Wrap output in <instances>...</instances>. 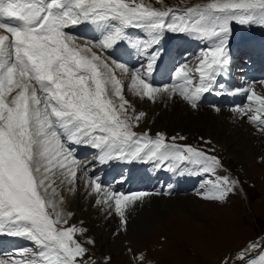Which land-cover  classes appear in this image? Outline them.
Returning a JSON list of instances; mask_svg holds the SVG:
<instances>
[{
  "label": "snow or ice",
  "instance_id": "obj_1",
  "mask_svg": "<svg viewBox=\"0 0 264 264\" xmlns=\"http://www.w3.org/2000/svg\"><path fill=\"white\" fill-rule=\"evenodd\" d=\"M234 23L264 26V0H212L183 12L159 11L135 0H0V235L27 238L37 249L17 250L23 259L0 258V264H89V249L75 239L88 230L82 222L63 226L74 214L61 208L54 176L73 186L82 181L97 197L96 205L120 218L122 230L138 204L161 194L104 186L76 159L74 145L98 150L101 165L143 161L172 173L198 169L212 177L210 187L199 193L211 202L225 203L236 194L241 181L219 175L222 164L215 155L177 144L175 136L134 131L146 113L136 114L115 75V69L127 74L130 91L140 99H179L197 109L205 94L225 95L219 79L231 68ZM89 25L100 34L97 40L73 34ZM131 28L145 30L147 38H131ZM169 32L204 40L207 46L194 68L185 61L175 67L173 82L158 85L154 74L169 55L162 44ZM125 42L130 47L121 51ZM109 50L117 57L135 53L136 62L132 67L131 61L117 63L103 56ZM260 85L264 88V81ZM235 91L247 93V103L231 110L264 132V92H257L255 81ZM86 242L94 244L91 238ZM257 249V258L245 259ZM238 259L264 264V245L252 243Z\"/></svg>",
  "mask_w": 264,
  "mask_h": 264
},
{
  "label": "rangeland",
  "instance_id": "obj_2",
  "mask_svg": "<svg viewBox=\"0 0 264 264\" xmlns=\"http://www.w3.org/2000/svg\"><path fill=\"white\" fill-rule=\"evenodd\" d=\"M136 1H138V4L143 3L159 11L173 9L180 10L181 12L186 11L189 7H202L212 2V0ZM77 29L81 30L79 27ZM173 34L175 40L170 47L172 49V59L179 61L178 56H181L185 59L184 61L182 60V62L185 63V61H187L191 66L194 54L188 45L190 36L187 34ZM129 35L131 38H147L146 32L143 29L135 28L134 32H130ZM85 37L93 41L98 39L97 35H87ZM164 39H166V36ZM235 49L238 50L239 46H236ZM243 50L245 51V48ZM111 57L112 56L108 58ZM112 59H115L117 63H126L121 56L112 57ZM136 59L133 61L132 59L130 60V67L135 64ZM115 75L118 76L119 79H122L124 86L127 84V74L124 76V73L119 69H115ZM161 76L162 75H160V77ZM260 88L264 90V88ZM228 90L232 89L228 88ZM209 105L211 106L213 104L210 103ZM209 105H200L201 110H203L204 107H210ZM248 121L249 120L245 118L247 126L251 123ZM140 122L136 129H139L143 133L150 130V135H156H154L156 132L144 126V121ZM255 128L259 131L257 135H264V132L260 131L259 127ZM166 136L169 138L175 136L177 137L175 141L177 144L191 145L207 152L209 155L218 157L222 164V169L218 170V174L229 175L240 180L243 184L242 192L238 189L236 194L231 195L230 199L225 203L205 200L199 193L206 191L210 187L207 182L212 177L209 174L202 173V184L198 189L192 192L182 191L179 192L181 194L164 197H173L175 203L173 205L179 207L177 208L179 212L168 211L167 207L172 206V204L165 205L161 203L159 206H162V208L160 209L164 211L167 210L162 213V216L160 213H156L160 215L155 218H151L148 215V217L144 218L145 221H143V223L139 221L134 226L129 225L132 220L130 219L126 230H122L120 225H114L119 221L112 219L114 223L111 225V239L117 237L119 245L117 247L115 246V248L112 247L108 252L99 246L98 242L101 243L100 240L97 241L92 234L86 233L85 236L77 234L75 239L87 245L84 247L89 249V254L95 258V262L98 264H214L222 260V262L218 264H223L225 258H228V264H235V262L229 258L232 252L236 253L242 251V249L250 248L251 244L254 242L261 241L260 244L264 245V239H261L258 235L264 233V148L259 149L260 145L264 147V142L255 143L258 147L257 151L254 152L255 154H252L250 149H248L250 151L245 149L242 144H239V146L243 148H241L243 152L239 151L238 154H232L227 148L223 147V144H218L213 138L203 135L198 131L191 134L189 132L176 130L173 133H167ZM180 137H183V139H180ZM184 172L185 171L179 172V176L183 177ZM62 179L63 177L57 175L54 178L56 181L52 187L56 189L58 197L61 194L63 203L64 201L67 202V200H71L72 202L75 199L74 193L77 192L78 187L75 185L70 186L66 181L61 183ZM69 186L74 189L72 190L73 192L69 191ZM49 191L51 192V189H49ZM176 195L179 196L175 198L174 196ZM187 195L192 196V199H188V197H186ZM190 200L193 202H207L211 205L218 206V208L216 209L213 207L212 209L209 205H201V210L190 212L188 206H184L185 202H191ZM104 206L105 205H101V209L105 210L104 213L106 214L107 209L106 206ZM61 208L63 209L62 206ZM184 209L185 211L187 210V214ZM213 210H220L221 212L220 214L219 212H215L212 213L213 215H206L207 212ZM67 213L69 212H65V214ZM106 218H110V216L108 215ZM72 220L73 218H70L68 225L63 226H71L73 224L77 227L81 226V221L75 222ZM101 235L100 239L104 240L105 234L103 233ZM88 238L94 240V244L87 243L86 241ZM106 241L110 242V239ZM109 242H107V244H110ZM141 254L144 257L143 260L138 259ZM258 255L259 249L249 251L246 253L245 259H254L257 258ZM109 257L110 259H108ZM238 257L239 255L234 257L236 263L244 264Z\"/></svg>",
  "mask_w": 264,
  "mask_h": 264
},
{
  "label": "bare ground",
  "instance_id": "obj_3",
  "mask_svg": "<svg viewBox=\"0 0 264 264\" xmlns=\"http://www.w3.org/2000/svg\"><path fill=\"white\" fill-rule=\"evenodd\" d=\"M79 28H81L80 31H91L93 33L99 34L97 31H95L94 25H89ZM125 49L126 48L124 47V50ZM164 69H165V65H163L162 69L159 67L160 75H162L161 77L160 75L154 74V80L158 85L173 82V75L171 74L165 75ZM230 86L231 84L227 83L226 88L228 89L230 88ZM257 87L261 92H264V90L260 88L261 87L260 84H257ZM229 91L233 93V89ZM124 95L135 106L136 114H138L140 111H144L146 113V116L140 121H144L145 123L144 126L146 128L148 127L152 129L153 132L156 133L165 132L164 134H167V133H173L177 130V131L189 132L193 134V132L198 131L201 132V134L203 135L213 138V140L218 142V144H223V147L227 148L229 152L232 154H236V153L238 154L239 151H242L243 148L240 147L239 144H242V146L247 150L250 149L251 153L253 154L254 152L257 151L258 148L255 143L258 144L259 142L262 143L264 142V135L261 136L257 135L259 131H257L255 127H252L251 125H249L250 127L247 126V123L245 122L244 118L240 117L239 113L232 111L231 110L232 108L226 106V103H229L230 106L235 102L234 97H232L231 100H228L226 98L218 99L216 98V95L209 96V94H205V98L200 105H204L207 100H211L214 102V105L218 106L221 109L219 112L214 111L213 107H204L203 110H201V107L199 106L200 108L198 107L197 110L192 109L187 103L182 102L179 99L163 100V101L158 99L156 102H151L147 98L140 99L136 97L130 91L129 78L127 79V84H125L124 86ZM262 148H264L263 145L262 146L260 145L259 149ZM77 176L79 177L80 173H77ZM75 186L78 187L77 192L74 193L75 199L72 202L71 200H67V202L64 201V203L61 205L63 207V211L73 213L74 215L71 217L73 218L72 221L75 222L81 221L82 226L88 230L87 233L92 234L97 241L100 240L101 243L98 242V244L99 246L104 248L105 251L108 252L110 249H112V247L114 248L115 246L117 247L119 245L118 238L115 237L114 239H111L112 238L111 225H113L114 223V220L112 219H115L119 222H116L114 225L121 226L120 218L115 214H112L110 218H106L108 216L107 211L105 214L104 213L105 210L101 209V205H96L95 201L97 197L89 193L88 189L85 188L84 183L82 181L78 180ZM108 187L112 188V186H108ZM128 190H130V188L127 189V191ZM178 196L179 195H176L174 197L176 198ZM164 197L165 196L162 195H151L146 197L143 203L138 204V206L135 207L131 211V213H129V215L132 214L130 215L129 218V220L132 219L129 225L134 226L139 221L143 223V221H145L144 218L148 217V215L151 218H155L160 214L162 216V213L167 210L179 212V209H177L179 207L173 205L175 204L173 197L170 198H164ZM186 197H188V199L189 198L192 199V196L187 195ZM190 201L191 202H185L184 204V206H188L190 212H193L194 210L195 211L201 210V205L204 206L209 205L212 209L213 207L216 209L218 208V206L211 205L207 202L206 203L201 201L193 202L192 200ZM161 203L165 205L172 204V206L167 207V210L164 211L163 209L162 210L160 209L162 208V206H159ZM215 212L217 213L219 212L220 214L221 211L213 210L207 212L206 215L207 216L213 215L212 213ZM156 213H160V214H156ZM103 233L105 234V239L101 240L100 237L102 236L101 234ZM107 239H110V242L106 241ZM107 242H109L110 244H107Z\"/></svg>",
  "mask_w": 264,
  "mask_h": 264
}]
</instances>
